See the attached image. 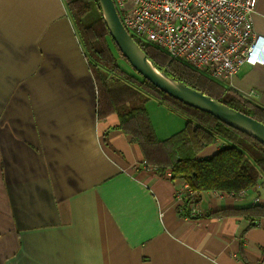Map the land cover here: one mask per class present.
Wrapping results in <instances>:
<instances>
[{"label": "crops", "instance_id": "0c3cea01", "mask_svg": "<svg viewBox=\"0 0 264 264\" xmlns=\"http://www.w3.org/2000/svg\"><path fill=\"white\" fill-rule=\"evenodd\" d=\"M72 21L64 0H0V264H236L234 194L192 195L98 119ZM146 107L162 140L187 123Z\"/></svg>", "mask_w": 264, "mask_h": 264}, {"label": "trees", "instance_id": "16d2710c", "mask_svg": "<svg viewBox=\"0 0 264 264\" xmlns=\"http://www.w3.org/2000/svg\"><path fill=\"white\" fill-rule=\"evenodd\" d=\"M65 4L98 84L99 118L116 113L120 117V129L132 136L141 147L146 163L156 166L161 175L169 169L172 179L183 178L197 192L234 193L231 125L168 94L135 70L132 74L123 69L118 59L127 63L128 60L110 34L99 0H65ZM133 37L160 71L230 106L227 81L215 79L172 57L166 50ZM150 97L183 115L187 119L184 129L160 139L146 108ZM219 139L225 145L215 154L199 156L205 147Z\"/></svg>", "mask_w": 264, "mask_h": 264}, {"label": "built area", "instance_id": "2783aa9c", "mask_svg": "<svg viewBox=\"0 0 264 264\" xmlns=\"http://www.w3.org/2000/svg\"><path fill=\"white\" fill-rule=\"evenodd\" d=\"M126 29L219 80H229L226 0H114ZM166 175L171 176L167 171ZM194 195L197 191L190 189ZM181 198L182 193L177 192Z\"/></svg>", "mask_w": 264, "mask_h": 264}, {"label": "water", "instance_id": "95a60500", "mask_svg": "<svg viewBox=\"0 0 264 264\" xmlns=\"http://www.w3.org/2000/svg\"><path fill=\"white\" fill-rule=\"evenodd\" d=\"M99 1L113 40L136 72L175 98L210 112L231 125L229 105L160 71L153 65L141 45L124 26L114 0Z\"/></svg>", "mask_w": 264, "mask_h": 264}, {"label": "rangeland", "instance_id": "374dc122", "mask_svg": "<svg viewBox=\"0 0 264 264\" xmlns=\"http://www.w3.org/2000/svg\"><path fill=\"white\" fill-rule=\"evenodd\" d=\"M65 1V0H64ZM72 24H73V27H74V30H75V34L77 35L76 36V38H78L79 39V42H80V44H81V39H80V36H79V34H78V32H77V28H76V26L74 25V23H73V21H72ZM81 47H82V49H83V46H82V44H81ZM82 54H83V56H84V58H85V61H86V63L85 64H87L88 63V60H87V58H86V55L84 54V52H82ZM84 58L83 57H81V59H80V62L81 63H84ZM119 58V57H118ZM73 60H74V62L76 63V64H80L79 63V60H78V58H73ZM182 60V59H181ZM118 63H119V65L123 68V69H125V70H127L128 72H130V73H132V74H135V69L131 66V64L129 63H127V62H125L123 59H121V58H119L118 59ZM88 65H89V63H88ZM88 68H90V65L88 66ZM88 68H87V70H88ZM72 69L73 70H75V68L74 67H72ZM135 70V71H134ZM76 71V70H75ZM90 74H92V76H93V81H94V84H95V96L97 97V106H98V95H99V89H98V84H97V82H96V79H95V77H94V75H93V72H92V70H91V68H90ZM77 72H79V73H83L84 72V70L82 69V67H79V69L77 70ZM88 72H89V70H88ZM147 103V102H146ZM147 108V107H146ZM148 110V109H147ZM97 115H98V110H97ZM150 115V114H149ZM98 119L99 120H104V119H101V118H99V115H98ZM106 119V118H105ZM153 123V122H152ZM122 130V129H121ZM124 132V131H123ZM125 133V132H124ZM127 134V133H126ZM128 135H130V134H128ZM131 136V135H130ZM131 139L133 140V138H132V136H131ZM108 140V139H107ZM134 141V140H133ZM135 142V141H134ZM138 144V143H137ZM141 148V147H140ZM143 163H144V165L145 166H147L148 168H153V169H155V171H157L158 173H159V170H158V168L156 167V166H153V165H148L147 163H146V160H144L143 161ZM167 171H170L171 172V170H166V172ZM166 172H165V174L163 175V176H167V177H169V178H172V173H171V176H168V175H166ZM160 174V173H159ZM217 191V190H216ZM231 194H234V193H231Z\"/></svg>", "mask_w": 264, "mask_h": 264}, {"label": "clouds", "instance_id": "9594fccd", "mask_svg": "<svg viewBox=\"0 0 264 264\" xmlns=\"http://www.w3.org/2000/svg\"><path fill=\"white\" fill-rule=\"evenodd\" d=\"M264 47V38L257 39L255 44L252 46L250 51L249 59L252 60L253 56H256L259 54V49ZM256 62L264 63V58L257 60Z\"/></svg>", "mask_w": 264, "mask_h": 264}]
</instances>
